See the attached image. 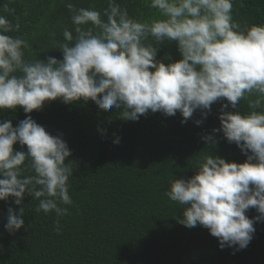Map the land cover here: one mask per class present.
Here are the masks:
<instances>
[{"label":"clouds","instance_id":"9594fccd","mask_svg":"<svg viewBox=\"0 0 264 264\" xmlns=\"http://www.w3.org/2000/svg\"><path fill=\"white\" fill-rule=\"evenodd\" d=\"M144 2L154 10L146 19L130 16L117 0H107L102 10L66 3L73 27H64L63 39L52 46L63 58L49 56L46 62L25 58L31 45L10 35L21 25L15 8L4 3L0 8L16 22L0 15V110L22 107L27 114L46 101L91 100L101 110L122 109L119 117L125 120L136 121L149 110L166 116L179 111L185 123L196 110L206 118L211 106L226 98L220 128L212 131L235 143L246 160L226 162L208 152L197 161L196 174L171 180L165 195L189 205L180 223L208 229L221 250L232 248L235 254L250 244L254 224L264 222V24L234 19V5L243 7L242 0ZM166 42H176L181 59L168 64L157 59ZM241 101L246 112L240 111ZM202 139L216 143L211 134ZM17 142L27 152L14 150ZM71 154L61 135L49 134L30 115L16 127L0 122V201L12 197L20 206L25 195L32 196L39 201L36 213L56 214L54 231L60 234V218L69 215L65 206L74 203L73 163H65ZM251 208L259 215L249 218ZM24 212L7 208L9 233L24 227Z\"/></svg>","mask_w":264,"mask_h":264},{"label":"trees","instance_id":"16d2710c","mask_svg":"<svg viewBox=\"0 0 264 264\" xmlns=\"http://www.w3.org/2000/svg\"><path fill=\"white\" fill-rule=\"evenodd\" d=\"M68 2L97 10L107 7V0H0V6L8 3L16 10L21 28L10 35H21L30 43L26 59L62 60V52L52 46L63 39L64 27H73ZM117 3L138 19L154 12L144 0ZM242 3L243 7L234 5V19L249 26L264 24V0ZM0 15L16 22L2 8ZM166 53L170 59H163ZM157 59L165 64L181 59L176 42L162 45ZM223 103L226 98L214 103L206 118L196 110L185 123L179 111L166 116L149 110L136 121L125 120L119 117L122 109L101 110L91 100L46 101L40 110L27 114L22 107L0 110V122L10 120L16 127L30 115L49 134L62 136L72 153L65 163H73L69 195L74 202L65 206L69 215L60 218L57 234L56 214L36 213L39 201L32 196L25 195L20 206L12 197L0 201V264H264V222L254 224L248 247L232 254V248H219L208 229L180 223L189 205L179 206L165 195L171 180L195 175L197 161L208 152L226 162L246 160L235 143L212 131L220 128ZM240 111H247L246 102L241 101ZM196 120L202 123L197 125ZM209 134L215 144L202 139ZM116 137L119 143H114ZM13 147L27 152V146L18 142ZM9 206L17 214L25 209L24 227L15 234L4 227ZM246 215L253 218L259 213L251 208Z\"/></svg>","mask_w":264,"mask_h":264}]
</instances>
